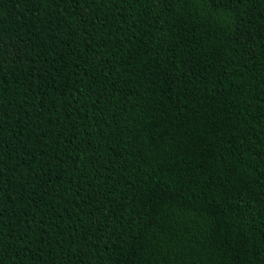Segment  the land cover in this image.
Segmentation results:
<instances>
[{"label": "trees", "instance_id": "obj_1", "mask_svg": "<svg viewBox=\"0 0 264 264\" xmlns=\"http://www.w3.org/2000/svg\"><path fill=\"white\" fill-rule=\"evenodd\" d=\"M0 264H264V0H0Z\"/></svg>", "mask_w": 264, "mask_h": 264}]
</instances>
